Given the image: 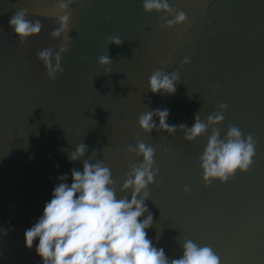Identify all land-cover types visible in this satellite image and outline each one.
I'll use <instances>...</instances> for the list:
<instances>
[{
  "label": "water",
  "instance_id": "water-1",
  "mask_svg": "<svg viewBox=\"0 0 264 264\" xmlns=\"http://www.w3.org/2000/svg\"><path fill=\"white\" fill-rule=\"evenodd\" d=\"M58 2L0 0V264H41L37 241L25 247L24 231L58 177L68 173L70 184L83 160L102 161L117 198L127 196L130 189L121 192L120 184L141 161L127 146L137 142L154 148L157 174L145 204L155 247L175 259L183 241L192 240L209 246L220 264H264V0H167L186 16L170 27L162 18L171 14L145 12L142 0H72L66 31L52 38L56 16L65 14ZM18 9L41 23L23 43L8 24ZM62 45L63 71L49 79L36 53L55 54ZM102 55L108 65L97 62ZM156 70L177 72L174 93L149 91ZM221 103L224 119L192 141L180 128L145 133L137 125L140 114L157 108L169 110V125L190 127L196 113L207 123ZM229 126L242 138L252 135L253 162L205 186L198 156L213 129L223 138ZM79 143L84 156L69 161Z\"/></svg>",
  "mask_w": 264,
  "mask_h": 264
},
{
  "label": "clouds",
  "instance_id": "clouds-1",
  "mask_svg": "<svg viewBox=\"0 0 264 264\" xmlns=\"http://www.w3.org/2000/svg\"><path fill=\"white\" fill-rule=\"evenodd\" d=\"M71 3L72 0H59L56 4L60 13L65 14L56 16L59 27L50 32L52 38L60 37L66 31L69 16L65 10ZM142 8L145 12L163 10L171 14V19L162 18L166 27L186 20L185 13L170 7L167 0H142ZM8 24L21 43L41 30L40 21L29 20L25 9L15 11ZM109 42L119 45L121 39L111 37ZM65 51L66 47L62 45L55 54L50 48L36 53L49 79H55L56 74L63 71L60 60ZM97 62L108 65L110 60L102 55ZM182 62L187 63L188 60ZM177 80L176 71L169 74L156 70L148 77L147 85L153 94H172ZM218 107L217 112L206 117L207 123L200 119L198 113L194 114L190 127L183 123L169 125L166 122L169 115L167 108L140 114L137 125L145 133L155 129L172 134L180 128L184 132V139L192 141L206 131L208 124H218L224 119L226 105L221 103ZM153 116L157 117L158 123ZM127 150L141 157L140 163L131 167L120 184L121 192L130 189L127 196L117 198L113 187L116 182L102 161L90 163L85 159L82 170H71L70 184L64 182L69 178L68 173L58 177L61 182L53 187L51 198L43 205L41 214L24 231L25 247L32 248L33 241H37L35 253L40 257L41 264H220L219 257L209 246L184 240L180 245V257L169 259L163 248L155 247L147 238L146 229L152 225L153 216L145 204L149 196L146 189L157 174V169L153 167L154 148L137 142L135 147L128 145ZM85 152L86 146L79 143L69 153L68 159L76 161ZM254 154L255 141L251 134L242 138V132L237 127L229 126L221 138L219 131L213 129L198 156L201 180L205 186L214 180L224 183L236 171L246 172ZM184 191H189L187 186Z\"/></svg>",
  "mask_w": 264,
  "mask_h": 264
}]
</instances>
